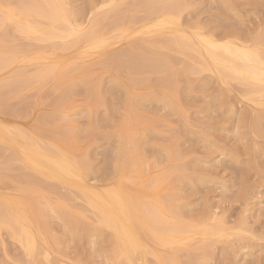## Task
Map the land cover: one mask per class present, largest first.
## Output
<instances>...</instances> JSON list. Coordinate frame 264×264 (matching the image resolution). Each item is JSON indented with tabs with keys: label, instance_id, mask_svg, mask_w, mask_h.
Listing matches in <instances>:
<instances>
[{
	"label": "rangeland",
	"instance_id": "obj_1",
	"mask_svg": "<svg viewBox=\"0 0 264 264\" xmlns=\"http://www.w3.org/2000/svg\"><path fill=\"white\" fill-rule=\"evenodd\" d=\"M3 1L0 15L9 8L17 12L22 3ZM57 1L65 7L75 34L83 36L93 21L103 26L94 36L95 46L84 40L77 43L75 36L40 40L35 34L31 37L14 30L10 24L0 28V45L5 47L0 48V56L5 55V61L14 58L0 67V126L10 129L7 131L17 145L32 141L30 144L35 142L40 147L48 145L46 149L56 154L63 149L69 159L79 162L82 182L92 191L125 189L138 198L136 202L154 207L156 218L144 212L142 205L140 208V239L145 249L140 252V261L143 258L147 264H159L156 256H174L178 264H264V90L251 93L248 81L220 77L209 59L192 49L196 44L201 50L199 40L207 37L260 55L264 0L147 1L154 8L144 0H93V4L88 0ZM168 2L173 7L180 3L172 13L173 23H163L169 17ZM28 21L33 23L26 17L20 24ZM37 22L39 27L44 25L42 20ZM175 36L191 40L189 45L194 46L179 51L164 44ZM40 50L44 54H39ZM138 54L161 56L168 63L153 69L128 59ZM200 58L209 65L204 68L207 71L197 68L203 63ZM40 65L63 69L66 76L62 75L61 88L50 75L32 78ZM124 94L135 103L132 116L128 115L129 105L123 103ZM119 135L128 136L129 142L121 146L123 138ZM128 148L135 149L131 155L138 154L131 161L127 159ZM20 157L17 150L0 142V206L12 200V214L28 216L32 223L25 227L34 236L35 247L26 251L18 236L0 226V264H121L111 231L98 223L97 213L79 190L32 172L22 165ZM116 162L125 166L122 171L120 167L116 170ZM175 221L195 227L214 226L215 232L174 238L166 232L168 224ZM157 230L174 243L156 242Z\"/></svg>",
	"mask_w": 264,
	"mask_h": 264
},
{
	"label": "bare ground",
	"instance_id": "obj_2",
	"mask_svg": "<svg viewBox=\"0 0 264 264\" xmlns=\"http://www.w3.org/2000/svg\"><path fill=\"white\" fill-rule=\"evenodd\" d=\"M15 1V0H14ZM27 1V0H26ZM33 1V2H32ZM93 0H88V3H92ZM141 0H139V3H140ZM147 1L149 0H144L143 2L145 3V5H147ZM177 1V0H175ZM1 2H4L3 0L0 1ZM150 2H153V1H150ZM172 3L174 2L171 1ZM171 2L169 3L168 2V6H167V13L169 14V17L167 18V20H164L163 23H173V20H172V16L174 13L175 10H177V8L179 7V4L180 3H177L178 6L176 5V7L172 6L175 4H171ZM131 3V2H130ZM6 4V3H5ZM13 4V3H12ZM15 4H16V1H15ZM20 5H18V8L17 9V12H13L10 8L8 9V11H2L1 15H0V28H4V26L6 24H10L11 26H13L14 30H18L20 33H23V34H27V35H31L32 37V34L34 35H37V39L39 38H55V37H58L60 39H64V38H69V36H75L76 40H78L77 43H80V41L84 40L83 42H87V44L90 43V45H94L95 46V35H97V31L98 29H102L103 26H101V28H98L99 25L97 24V21L94 22L91 24V29L89 31H86L83 36L81 34H75L76 32V29H73L70 27L69 25V20L67 18V15H66V12H65V7L63 8V5L61 6V2L58 3L57 0H28L27 2H25L24 0H22V3H19ZM93 4V3H92ZM166 4V3H165ZM8 5V4H7ZM10 5V4H9ZM133 5V4H131ZM171 7H170V6ZM186 5V4H185ZM4 6V5H3ZM11 6V5H10ZM134 6L135 3H134ZM138 6V5H137ZM148 6L150 8H154L152 6H150L148 4ZM8 7V6H7ZM132 8V7H131ZM136 8V7H135ZM2 9V8H1ZM135 10V9H133ZM164 10V9H163ZM111 13V12H110ZM155 13V12H154ZM177 12H175L176 14ZM179 13V12H178ZM148 15V13H147ZM177 16V14H176ZM26 17L27 18H30L31 20H33V23L28 21L26 22V24H20L21 21L23 19L26 20ZM110 17V16H109ZM148 17V16H147ZM151 18V17H149ZM37 19L38 21L42 20V27H39L38 25L35 24V20L37 22ZM132 19V18H131ZM179 19V17H178ZM150 20V19H149ZM147 21V20H145ZM25 22V21H24ZM23 22V23H24ZM44 22V23H43ZM135 22V21H134ZM38 23V22H37ZM40 23V22H39ZM154 23V22H153ZM41 24V23H40ZM112 24V23H111ZM121 24V22H120ZM132 24V23H131ZM162 24V23H161ZM59 25V26H58ZM114 25V24H113ZM130 25V24H129ZM7 26V25H6ZM5 26V28H6ZM55 26H57L56 28L58 27H61L62 29L61 30H56ZM115 26V25H114ZM125 26H128V25H125ZM132 26V25H130ZM8 27V26H7ZM155 27V26H154ZM4 28V29H5ZM11 28V27H10ZM129 28V27H128ZM8 29V28H7ZM6 29V31H7ZM114 29V28H113ZM122 30L124 28H121ZM107 30V29H106ZM102 31V30H101ZM104 31V29H103ZM5 32V30H4ZM8 33V31L6 32V34ZM97 33V34H96ZM101 33V32H100ZM180 33L181 30H180ZM197 33V32H196ZM166 34V33H165ZM9 35V34H8ZM25 36V35H24ZM95 36V37H94ZM166 36V35H165ZM188 38L189 35H187ZM198 36V35H197ZM202 36V35H201ZM29 37V36H28ZM71 37H70V40H71ZM168 37V36H167ZM204 37V36H203ZM27 38V37H26ZM48 39V40H51V39ZM147 38V37H146ZM188 38L186 40H188ZM194 38V37H193ZM198 39V37H196ZM1 39V38H0ZM40 39V40H42ZM95 39V41H93ZM156 39V38H155ZM184 39V38H183ZM180 36H175L173 37L172 39H166L164 44H167L168 45L170 44L172 47L174 46V49L175 47H177L179 49V51L181 50H184L182 49L184 46H187V47H190V48H185V49H191L192 46H194V44L192 45H189L190 42H186L184 41ZM191 39V38H190ZM195 39V38H194ZM47 40V39H46ZM74 40V39H73ZM76 40L74 41V43L76 42ZM80 40V41H79ZM86 40V41H85ZM89 40L93 41L91 43V41L89 42ZM100 40V39H99ZM98 40V42H100ZM104 40H108V39H103ZM153 40V39H152ZM158 40V39H157ZM63 42H65V40H62ZM61 41V42H62ZM201 44L199 45L202 47V49H198L195 44L194 48L192 47L193 51L196 50L197 54H200L199 56H203V58H208L209 59V62H211L213 64V66L216 68V72L218 73V75L220 77H223V78H226V77H232L231 79L235 78L237 80H239L240 82H245V83H248L250 84V87L252 86L250 92L253 90V92H261V90H264V88H261V86L255 82V77L258 76L259 74V71H260V61L258 59V57L260 56L259 55V52H255L253 50H246L244 47L242 46H238V45H234V44H229V43H217L215 40H211V38H202L201 37ZM197 41V42H199ZM62 42V43H63ZM68 42V41H67ZM134 42V41H133ZM138 42V41H137ZM151 42V41H150ZM154 42V41H153ZM61 43V44H62ZM139 43V42H138ZM157 43V41H156ZM1 44V43H0ZM60 44V45H61ZM140 44V43H139ZM2 45V44H1ZM0 45V48L3 50L5 49V47H1ZM45 45V44H44ZM53 45H56V44H53ZM60 45H57V46H60ZM63 45V44H62ZM67 45V44H66ZM183 45V46H182ZM30 46V45H29ZM64 47H66L65 45H63ZM68 46L70 47V44H68ZM97 46V44H96ZM143 46V45H142ZM139 47V48H142ZM149 46V45H148ZM146 45H144V47H148ZM84 47V46H83ZM132 47H136V46H132ZM150 47V46H149ZM90 48V47H89ZM96 47H94L95 49ZM98 48V47H97ZM131 48V46H130ZM197 48V49H196ZM1 49H0V53L2 54L1 52ZM51 49V47H50ZM53 49V48H52ZM56 49V48H55ZM59 49V48H58ZM62 49V48H61ZM64 49V48H63ZM91 49H93L91 47ZM158 49V48H157ZM181 49V50H180ZM43 50V49H42ZM41 51V53L39 54H44V52ZM46 50V49H45ZM57 50V49H56ZM65 50V49H64ZM90 50V49H89ZM126 50V49H125ZM134 50V48L132 49ZM131 50V51H132ZM136 50V49H135ZM138 50V49H137ZM159 50V49H158ZM5 51V50H4ZM38 51V52H40ZM50 51V50H49ZM123 51V49H122ZM9 52V51H7ZM14 52V50H13ZM37 52V53H38ZM43 52V53H42ZM46 52V51H45ZM52 52V50H51ZM115 52V51H114ZM119 52V51H118ZM143 52V51H142ZM141 52V53H142ZM157 52V51H156ZM196 52H192L193 54H195ZM4 53V52H3ZM36 53V52H34ZM107 53V52H106ZM111 53V52H110ZM120 53V52H119ZM124 54V52H122ZM136 53V52H135ZM138 53V52H137ZM250 53H254L255 55H251ZM8 54V53H6ZM16 54V53H14ZM37 54L35 56H39L40 55ZM47 54V53H46ZM121 54V56L123 55ZM127 54V53H126ZM144 54V53H143ZM157 54V53H156ZM195 54V55H197ZM49 55V53H48ZM51 55V54H50ZM107 55V54H106ZM118 55V53H117ZM116 55V56H117ZM3 56L5 57V55H2V58ZM113 56V55H112ZM115 56V55H114ZM119 56V55H118ZM129 56H131L129 54ZM142 56V57H141ZM152 56V55H151ZM151 56H146L144 57V55H137V56H132V57H128V59L132 60L131 61H134V64H140L143 66V67H147V66H152V68H156L157 66L159 65H163V63H165L166 61V64L168 63V60H166V58H163L161 56H158V57H151ZM8 57V55H7ZM13 57V56H12ZM141 57V58H140ZM1 56H0V67L1 65H7L6 62L9 61V60H4V58L2 59ZM11 58V56H10ZM37 58V57H36ZM43 58V57H42ZM41 58V59H42ZM195 58V57H194ZM8 59V58H7ZM14 58H12L11 60H13ZM19 59V58H18ZM31 59V58H30ZM38 59V58H37ZM40 59V60H41ZM106 59V58H105ZM190 59V58H188ZM192 59V58H191ZM199 59V58H198ZM10 60V61H11ZM45 60V58H44ZM120 60V59H119ZM187 60V59H186ZM9 61V62H10ZM200 61H201V58H200ZM205 61V62H204ZM12 62V61H11ZM105 62V61H104ZM110 62V61H109ZM122 62V61H121ZM120 62V63H121ZM203 63H197V68L198 69H203V70H206L204 68H207L208 69V66L206 63V60L202 59ZM58 62H55V64H57ZM113 63V62H112ZM119 63V62H118ZM132 63V62H131ZM170 63V62H169ZM196 63V62H195ZM72 64V63H71ZM70 64V65H71ZM129 64V63H127ZM69 65V66H70ZM114 65V64H113ZM117 65V63H116ZM123 65V62L122 64ZM130 65V64H129ZM171 65V64H170ZM103 66V65H102ZM106 66V65H105ZM169 66V64H168ZM40 69L38 68V70L36 71V73L31 76H33L32 78L36 77L38 78L37 80L41 79V78H44L45 76L47 75H50L52 77L50 78H53L54 81H56V86L58 87H62V79H64V74H62V70L60 68H58L56 65H49V66H41L40 65ZM73 67H75V65H73ZM72 67V68H73ZM110 67H112L110 65ZM135 67V66H134ZM71 68V67H69ZM132 69V68H131ZM152 69V70H153ZM35 70V69H34ZM138 70V69H137ZM147 70V69H146ZM159 70V69H158ZM185 70H189V68H185ZM140 71V70H139ZM149 71V70H148ZM151 71V70H150ZM164 71V70H163ZM166 71V70H165ZM207 71V70H206ZM132 72V71H131ZM67 73V72H66ZM165 74V73H164ZM214 74V73H213ZM60 75V76H59ZM168 75V74H167ZM163 78V77H162ZM167 78V77H165ZM222 78V79H223ZM24 79V78H23ZM29 79V78H28ZM52 79V81H53ZM56 79V80H55ZM155 79V78H154ZM158 79V78H157ZM220 79V78H218ZM30 80V79H29ZM139 80V79H138ZM228 80V79H227ZM28 81V80H27ZM32 81V80H31ZM35 81V79H34ZM46 81V80H45ZM167 81V79H166ZM165 81V82H166ZM171 81V80H170ZM169 81V82H170ZM248 81V82H247ZM82 82H83V79H82ZM154 82V81H153ZM163 82H164V79H163ZM164 82V83H165ZM206 82V81H205ZM26 83V81H25ZM32 83V82H31ZM38 83V82H37ZM88 83V81H87ZM134 83V82H133ZM157 83V82H156ZM14 84V83H13ZM12 84V85H13ZM30 84V83H29ZM55 84V83H54ZM73 84V83H72ZM91 84V83H90ZM89 84V85H90ZM161 84V83H159ZM167 84V83H166ZM206 84V83H205ZM248 84V86H249ZM11 85V84H10ZM22 85V84H21ZM75 85V84H74ZM77 85V84H76ZM86 85V84H85ZM93 85V84H91ZM203 85V84H202ZM94 86V85H93ZM98 86V85H97ZM161 86V85H160ZM64 87V86H63ZM72 87V86H71ZM82 87V86H81ZM92 87V86H91ZM96 87V85H95ZM164 87V86H163ZM203 87V86H202ZM78 88V87H77ZM89 88V87H88ZM241 88V87H240ZM90 89V88H89ZM113 89V88H112ZM162 89V88H161ZM175 89V88H174ZM248 89L246 90L248 92ZM70 90V89H68ZM76 90V89H75ZM86 90V89H85ZM97 90V88H96ZM124 90V89H123ZM176 90V89H175ZM122 91V90H121ZM162 91V90H161ZM98 92V90H97ZM175 92V91H174ZM68 93V92H67ZM92 93V92H90ZM252 93V92H251ZM95 94V93H94ZM118 94V93H116ZM125 95V99H123V103L125 105H129L128 106V109L130 110L128 112V115H131L132 116V111L133 109L131 110V108L134 106V101L132 99H130L129 96H127L126 94ZM254 95V94H253ZM92 96V95H90ZM98 96V95H97ZM161 96V95H160ZM166 96V95H165ZM116 97V96H115ZM163 97V96H162ZM252 97V96H251ZM92 98V97H91ZM121 98V97H120ZM164 98V97H163ZM60 99V98H59ZM145 99V97H144ZM166 99V98H165ZM168 99V98H167ZM61 100V99H60ZM92 100V99H91ZM98 101V100H97ZM97 101L95 103H97ZM169 101V100H168ZM58 102V101H57ZM60 102V101H59ZM94 103V102H93ZM117 103V102H116ZM115 103V104H116ZM121 104V103H120ZM123 105V104H121ZM169 105V104H168ZM92 107V105H90ZM177 106V105H176ZM130 107V108H129ZM126 109V108H125ZM127 109V110H128ZM136 110V109H134ZM124 112H126L124 110ZM139 112V111H138ZM181 112V111H180ZM264 112V111H263ZM137 114V112L135 113ZM126 115V113H125ZM134 115V114H133ZM127 116V115H126ZM124 116L126 119L127 117ZM134 117V116H133ZM132 117V119H133ZM183 117V116H182ZM256 117V116H255ZM264 117V116H263ZM129 118V117H128ZM137 118V117H136ZM186 118V117H185ZM130 119V118H129ZM125 120V119H124ZM129 122V121H128ZM135 122V121H134ZM1 125V123H0ZM2 127V126H0ZM7 128V126H6ZM9 129V128H7ZM7 129L5 130L3 127L0 128V142L2 143H6L8 144L9 146H11V148H13L14 150H17L20 154H21V157H20V161L22 162V165H24L26 168L32 170L33 171H36V173L38 172V175H42L43 177L45 176V178H50L51 180H55V181H59V182H62V183H66L68 185H71V187H75L79 190L80 194L83 196L86 204L90 207L91 210L94 211V213L98 215V218L97 221L98 223L100 224H103L107 229H109L111 231V234H112V237L114 238V250H115V247H116V253H117V256L119 257L120 255L122 256V263L121 264H147L146 261L142 260L140 261V252H144L145 249H144V245L142 243V240L140 239V208L143 206L144 207V212L148 213L150 216H153V217H158V215L156 214V211L154 210V207H151L150 205L148 206H144L146 205L145 203L146 202H143L144 205L140 204L141 202H136L135 199L137 200L138 198H136L134 195H132V193L126 191L125 189H120V188H115V189H111L110 187V190L109 188L104 190V192L102 193H97V192H94L92 191L88 185H86L85 183L82 182V170H81V166H79V162L77 163L76 160H71L69 159L64 153V150L61 149L62 151H60V153L56 154V153H53L52 150L49 151L46 149V147L48 146H45L44 147H40V146H37L35 144V142H33L34 144H30V142H25L26 144L24 145H17L16 142H14V140L10 137V132L11 131H7ZM121 129V128H120ZM123 130H124V127H123ZM15 131V130H14ZM13 131V132H14ZM126 132H124L125 134ZM13 134V133H12ZM127 135L129 137L132 138V136H130L131 134L127 133ZM122 137L123 139L121 140V146L125 143H128L129 142V139H127L128 136L126 135H119V137ZM17 137H18V134H17ZM111 137V136H110ZM120 137V138H121ZM143 137V136H142ZM141 137V138H142ZM23 138V137H22ZM130 138V139H131ZM24 139V138H23ZM26 139V138H25ZM29 139V138H28ZM28 139H26V141H28ZM135 139V138H134ZM118 140V139H117ZM128 140V142H126ZM133 140V139H131ZM113 142H115L113 140ZM118 142V141H117ZM29 143V144H28ZM123 143V144H122ZM145 143V142H144ZM153 143V142H151ZM150 143V144H151ZM50 144V143H49ZM120 144V143H119ZM138 144V143H137ZM142 144V143H141ZM140 144V145H141ZM149 144V143H148ZM117 145V144H116ZM136 143L134 142L133 140V145H132V141H131V146H135ZM53 146V144H52ZM144 146V145H143ZM114 147V146H112ZM138 147V145H137ZM149 147V146H148ZM174 147V146H173ZM134 148V147H133ZM151 148V147H150ZM161 148V147H160ZM159 148V149H160ZM166 148V147H165ZM164 148V149H165ZM169 148V147H168ZM49 149V148H48ZM51 149V148H50ZM115 149V148H114ZM123 149V148H122ZM135 149H136V146H135ZM135 149H133L132 151H134ZM139 149V148H138ZM158 149V148H157ZM12 150V149H11ZM10 150V151H11ZM56 149H54V152H55ZM107 150V149H106ZM125 150V149H123ZM137 150V149H136ZM172 150V149H171ZM127 151V150H126ZM130 149L128 148V153H129ZM132 151H130V156L128 155V160L131 161L132 159V156L134 155L135 157L138 156L137 153H134L131 155ZM142 151V150H141ZM59 152V151H58ZM120 152V151H118ZM137 152V151H136ZM140 152V150H139ZM165 152V151H164ZM16 154V152H15ZM137 154V155H136ZM140 154V153H139ZM169 154V153H167ZM171 154V153H170ZM174 154V153H173ZM74 155V154H73ZM72 155V156H73ZM172 155V154H171ZM10 156V155H9ZM78 156V155H77ZM75 156V157H77ZM13 157V156H12ZM15 157H18V156H15ZM80 157V156H79ZM118 157V156H117ZM10 158V157H9ZM81 158V157H80ZM134 158V157H133ZM140 158V157H139ZM172 158V157H171ZM18 159V158H17ZM77 161H78V157L76 158ZM84 159H85V156H84ZM12 160V158L10 159ZM16 160V159H15ZM19 160V159H18ZM123 160V159H122ZM87 161V160H86ZM121 161V160H119ZM11 162V161H10ZM85 161H83L84 163ZM121 163V162H120ZM123 163V162H122ZM16 164V163H15ZM116 166V170L119 169L120 167V171H122L124 169V167H121L119 165H122L123 164H117V162L115 163ZM128 164H132V163H129L127 161V165ZM88 165V164H87ZM117 165H118V168H117ZM178 165V163H177ZM135 166V165H134ZM174 166V165H173ZM132 167H133V164H132ZM176 167V166H175ZM174 167V168H175ZM179 167V166H178ZM14 168V167H13ZM130 169V167H128ZM137 169V167H136ZM1 170V169H0ZM135 170V169H134ZM171 172H172V169H170ZM176 171V169H173ZM179 170V169H178ZM114 172V171H113ZM132 172V171H131ZM135 172V171H134ZM133 172V173H134ZM169 172V171H168ZM166 172V176L169 177V173ZM170 172V174H171ZM173 173V172H172ZM26 175V174H25ZM164 175V176H165ZM163 176V178H164ZM167 177V178H168ZM26 179V178H25ZM29 179H32V178H29ZM78 180V181H75ZM158 179V178H157ZM162 180V178H161ZM37 181V180H36ZM159 181V180H158ZM32 183V181H31ZM39 183V181H38ZM42 184V183H41ZM29 185V184H28ZM45 185V184H44ZM37 186V185H36ZM66 186V185H65ZM48 187V186H47ZM52 187V186H51ZM34 188V187H33ZM55 189H57L56 187H54ZM38 190V189H37ZM48 190V189H47ZM53 190V188H52ZM50 191V190H49ZM54 191V190H53ZM59 191V189H58ZM65 191V190H64ZM77 191V190H76ZM68 193V192H67ZM66 193V194H67ZM78 193V192H77ZM79 195V196H81ZM61 196V195H60ZM65 199H66V196H65ZM63 201V200H62ZM140 201V199H139ZM3 204L0 206V226H4L6 227L7 229L9 228V230L11 231V233L14 235V237H17L20 239L21 241V244H23L22 246H24L26 249V251H33L34 250V236L30 233L29 229H27L25 226V224L28 222V216H26V214H24V216H22L21 214L23 213H18L19 215H17V212L16 214L13 213L12 214V211H14L15 209L13 208L14 207V202H12V200H9V201H6V202H2ZM1 204V202H0ZM85 204V205H86ZM148 204V203H147ZM154 204V203H153ZM38 205V203H37ZM36 205V207H37ZM142 205V206H141ZM152 205V204H151ZM172 205V204H171ZM170 208L171 206L168 205ZM174 206V205H173ZM33 207V206H32ZM168 207V208H169ZM11 208H13L14 210H12ZM51 208V207H49ZM167 208V209H168ZM169 208V209H170ZM9 209H11L12 211H10ZM39 209V208H38ZM172 209V208H171ZM34 210V209H33ZM37 210V209H36ZM52 210V209H51ZM19 211V210H18ZM41 211V210H40ZM170 211V210H169ZM11 212V213H10ZM15 212V211H14ZM38 212V211H37ZM46 212V211H44ZM57 212V211H56ZM171 212V211H170ZM41 213V212H40ZM39 213V214H40ZM172 213V212H171ZM43 214V213H42ZM46 214V213H45ZM61 214V213H60ZM142 214V213H141ZM41 215V214H40ZM59 215V214H58ZM96 215V217H97ZM145 215V214H144ZM35 216V215H34ZM38 216V215H37ZM148 216V215H147ZM45 217V216H44ZM149 217V216H148ZM62 218V217H61ZM31 219V218H30ZM36 219V218H35ZM45 219V218H44ZM63 219V218H62ZM33 220V219H32ZM43 221V220H42ZM44 222V221H43ZM64 222V221H63ZM162 222V220H161ZM29 224L32 223V221L28 222ZM42 223V222H41ZM39 223V224H41ZM46 223V222H45ZM44 223V224H45ZM173 223V222H172ZM38 224V225H39ZM65 224V223H64ZM171 224V223H170ZM168 224L170 226V229L168 230L167 235L169 234L170 236L174 237V238H180V236H183V235H186V236H189L193 233H198V234H213L215 232V228L214 226H202V227H195L194 225L192 224H186V221L185 223L182 221V222H176L173 223V224ZM208 225V224H207ZM38 227V226H37ZM217 228V226H215ZM35 229V228H33ZM218 229V228H217ZM220 229V227H219ZM218 229L219 233H221V231ZM38 230H41V229H38ZM37 230V231H38ZM222 230V229H221ZM167 231V230H165ZM39 232V231H38ZM37 232V233H38ZM157 232L160 233V231L157 230ZM35 233V232H34ZM41 233V232H40ZM156 233V232H155ZM157 233L158 235L156 236V234H154V237L155 238V241L156 242H159L160 244H164V243H174L175 240H171V239H167L165 238L166 237V233H165V237H164V232L163 233ZM42 234V233H41ZM152 234V235H153ZM39 238V237H38ZM157 238V240H156ZM44 239V238H43ZM36 243V242H35ZM95 243V242H94ZM96 246V245H95ZM37 248V247H36ZM114 250L112 251L113 253ZM176 250V249H175ZM120 254V255H119ZM138 254V255H136ZM38 255V254H37ZM113 255V254H112ZM173 255V254H171ZM206 255V253H205ZM204 255V256H205ZM120 256V257H121ZM143 257V256H142ZM156 258H158L157 262L159 264H167L168 262L171 261L172 264H178V259L177 261L175 260L174 256L172 257H169V258H166V257H160V256H156ZM48 259V257H47ZM190 259V258H189ZM50 263V262H49Z\"/></svg>",
	"mask_w": 264,
	"mask_h": 264
},
{
	"label": "snow or ice",
	"instance_id": "obj_3",
	"mask_svg": "<svg viewBox=\"0 0 264 264\" xmlns=\"http://www.w3.org/2000/svg\"><path fill=\"white\" fill-rule=\"evenodd\" d=\"M251 55H255L254 53H250ZM260 61V71L258 76H256L255 82L258 83L261 88H264V44L261 45V54L258 57Z\"/></svg>",
	"mask_w": 264,
	"mask_h": 264
}]
</instances>
